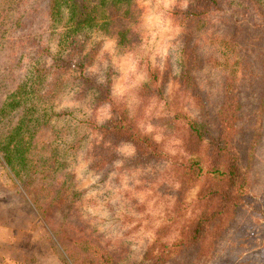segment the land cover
<instances>
[{"label": "rangeland", "instance_id": "rangeland-1", "mask_svg": "<svg viewBox=\"0 0 264 264\" xmlns=\"http://www.w3.org/2000/svg\"><path fill=\"white\" fill-rule=\"evenodd\" d=\"M34 1L0 0V108L15 95L21 107L9 118L0 110V142L8 144L12 129L27 112L31 121L22 133L23 142L30 145L27 163L43 169L26 188L0 153V264H74L59 243L62 235L55 233L69 236V251L79 264H100L102 251L112 258L110 264L140 261L159 227L170 225L162 241L171 243L178 227L198 209L199 184L181 197L177 173L189 156L188 121L209 119L210 132L216 130V112L223 98V45L215 48L211 37H203L204 44L198 47L202 63L193 75L199 100L178 79L182 27L171 14L172 9H185L194 0L174 4L133 0V24L126 43L118 41L115 20L109 29L93 30L88 36L85 51L94 49L95 54L82 70L76 65L59 70L54 57L67 58L70 51L60 45L62 35L56 32L60 26L51 28L44 14L33 11ZM236 9L241 15L248 8ZM218 29L219 42L231 36L230 32L222 35V25ZM246 38L244 32L235 35L247 47L240 54L248 52L253 60V40ZM38 68L45 71L39 73ZM151 69L159 78L142 92ZM78 76L108 87L112 103L130 109L141 131L151 133L161 145L164 157L134 165L131 143L113 142L89 127L86 121L100 125L116 114L112 105L96 103L93 89H80ZM239 87L247 102L245 113L252 115L260 89L256 83L248 87L247 81ZM249 124L242 121L241 129ZM261 125L263 139L252 170L241 162L253 177V197L214 244L212 257L204 258L206 264H264V216L256 210L264 208V121ZM245 141L241 130L234 144L240 155ZM9 149L15 151L13 142ZM107 153L112 158L109 162L102 159ZM57 191L65 204L48 223L33 198L48 203ZM210 237L207 232L205 243Z\"/></svg>", "mask_w": 264, "mask_h": 264}, {"label": "trees", "instance_id": "trees-1", "mask_svg": "<svg viewBox=\"0 0 264 264\" xmlns=\"http://www.w3.org/2000/svg\"><path fill=\"white\" fill-rule=\"evenodd\" d=\"M33 4V11L44 14L52 24L51 28L60 26V31H56L62 35L60 45L64 50L70 51L67 58L54 57V65L59 70L73 65L82 70L84 65L90 62L95 51L94 49L85 51V43L93 30H107L111 22L116 20L119 43H126L132 30L133 0H35ZM240 5L248 8L241 15L236 9ZM171 14L182 27L178 75L180 83L186 88L196 90L193 71L199 69L202 63L198 47L204 44L203 37H211V43L215 48L221 43L223 45L222 63H220L224 72L223 98L216 112L214 133L210 132L209 119L202 122L190 120L186 125L188 133L186 152L189 156L180 163L177 178L181 197L187 189L199 184L195 197L197 211L178 227V235L171 243L162 241V236L168 231L170 225L163 224L159 227L155 232V238L145 248L141 260L132 261L129 264H206L208 261L204 258L207 255L212 257L214 244L235 223L238 213L250 203L253 197V177H250L241 162H246V168L250 169L249 171L252 170L255 151L263 139L261 122L264 121L262 119L264 113V0H194L193 4L185 9H172ZM221 25L223 36L225 33H231V36L225 37L223 42H219L215 34ZM242 32L248 37L246 39L253 40L251 44L253 60L249 59L248 52L244 55L240 54L242 48L247 51V47H243L235 40V35ZM43 71L45 69L38 68L39 73ZM158 78L159 73L151 69L148 84H143L145 90L142 92L149 91ZM77 79L81 82L80 89H93L96 103L112 105L116 114V117L100 125H96L92 120L86 121L89 127L98 131L103 138L109 137L113 142L131 143L135 148L132 158L134 165L164 157L161 145L151 133L141 131L130 109L112 103L108 87L105 88L96 83V80L86 76H78ZM243 81H247L248 87L256 83L260 89L252 115L245 113L247 102L239 87ZM157 90L162 92L160 89ZM20 93L18 91V94ZM15 97L16 95L11 97L10 102L0 108L3 117H12L14 113L21 110ZM195 97L200 100L197 91H195ZM27 116L29 117V114L24 112L21 124L14 126L9 135L8 144L3 145L0 142V153L4 162L26 188L32 184L36 174H41L43 170L27 163L29 161L27 149L30 145L22 140L23 129L31 121ZM242 121H248L250 129L249 127L241 129ZM86 122L83 121L84 125ZM241 130L245 131L246 135V141L242 145V155L234 147L237 133H241ZM11 142L16 148L15 151L9 149ZM201 152L203 155H200ZM110 156V153H107L102 155V159H107L109 162L112 160ZM55 194L57 195H53V199L48 203H42L36 197L33 198L42 217L48 223L56 214L55 211L62 212L65 204L64 196H60L62 193L59 194L57 191ZM178 204L179 202L177 206ZM256 210L264 216V208ZM207 232L211 237L205 243ZM55 234L62 235L58 239L60 245L67 250L73 263L79 264L76 255L69 251L71 243L69 236L65 233ZM106 252L102 251L99 255L100 264H110L112 258Z\"/></svg>", "mask_w": 264, "mask_h": 264}, {"label": "clouds", "instance_id": "clouds-1", "mask_svg": "<svg viewBox=\"0 0 264 264\" xmlns=\"http://www.w3.org/2000/svg\"><path fill=\"white\" fill-rule=\"evenodd\" d=\"M168 3L169 4H174L175 3V0H168Z\"/></svg>", "mask_w": 264, "mask_h": 264}]
</instances>
